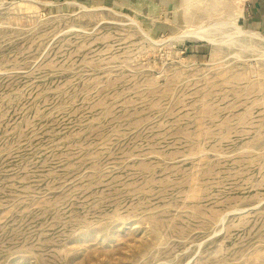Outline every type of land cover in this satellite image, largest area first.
<instances>
[{
    "label": "rangeland",
    "instance_id": "obj_1",
    "mask_svg": "<svg viewBox=\"0 0 264 264\" xmlns=\"http://www.w3.org/2000/svg\"><path fill=\"white\" fill-rule=\"evenodd\" d=\"M247 1L0 0V264H264Z\"/></svg>",
    "mask_w": 264,
    "mask_h": 264
},
{
    "label": "crops",
    "instance_id": "obj_2",
    "mask_svg": "<svg viewBox=\"0 0 264 264\" xmlns=\"http://www.w3.org/2000/svg\"><path fill=\"white\" fill-rule=\"evenodd\" d=\"M247 23L251 28L264 33V0L247 1Z\"/></svg>",
    "mask_w": 264,
    "mask_h": 264
},
{
    "label": "bare ground",
    "instance_id": "obj_3",
    "mask_svg": "<svg viewBox=\"0 0 264 264\" xmlns=\"http://www.w3.org/2000/svg\"><path fill=\"white\" fill-rule=\"evenodd\" d=\"M194 0H184V4L189 5L193 3ZM189 5V6H191ZM88 9V8H87ZM235 34L237 35V37H242L248 40H251L259 45H263L264 46V34H262L260 31L258 30H249V29H245L244 27L242 28L241 26H237L235 24ZM190 36L192 37H196V38H207L210 41H212L213 39L208 37V35H206L204 33L203 30H196V31H192L190 33ZM258 93V91H257ZM251 96V95H250Z\"/></svg>",
    "mask_w": 264,
    "mask_h": 264
}]
</instances>
